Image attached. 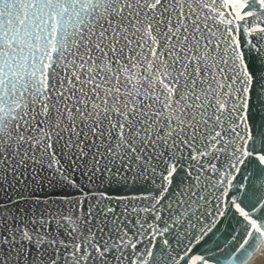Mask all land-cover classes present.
I'll use <instances>...</instances> for the list:
<instances>
[{"label": "snow or ice", "instance_id": "6c2138e0", "mask_svg": "<svg viewBox=\"0 0 264 264\" xmlns=\"http://www.w3.org/2000/svg\"><path fill=\"white\" fill-rule=\"evenodd\" d=\"M253 262L264 0H0V264Z\"/></svg>", "mask_w": 264, "mask_h": 264}, {"label": "bare ground", "instance_id": "6f19581e", "mask_svg": "<svg viewBox=\"0 0 264 264\" xmlns=\"http://www.w3.org/2000/svg\"><path fill=\"white\" fill-rule=\"evenodd\" d=\"M253 264H255V262H253Z\"/></svg>", "mask_w": 264, "mask_h": 264}, {"label": "water", "instance_id": "95a60500", "mask_svg": "<svg viewBox=\"0 0 264 264\" xmlns=\"http://www.w3.org/2000/svg\"><path fill=\"white\" fill-rule=\"evenodd\" d=\"M115 194V193H114Z\"/></svg>", "mask_w": 264, "mask_h": 264}]
</instances>
